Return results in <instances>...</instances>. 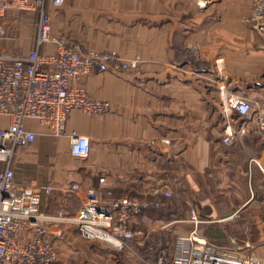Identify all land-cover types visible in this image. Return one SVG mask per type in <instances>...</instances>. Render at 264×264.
<instances>
[{"label": "crops", "instance_id": "1", "mask_svg": "<svg viewBox=\"0 0 264 264\" xmlns=\"http://www.w3.org/2000/svg\"><path fill=\"white\" fill-rule=\"evenodd\" d=\"M252 1L66 0L60 9L47 4L54 36L83 50L139 56L143 63L138 74L103 72L78 81L91 97L112 104L109 114L73 111L67 121L68 132L89 138L88 158L74 157L67 137H52L47 127L26 122L37 137L30 149L18 151L15 176L19 183L52 187L42 199L44 213H77L85 189L98 188L104 176L116 198L165 202L134 220L133 227L159 239L168 255L176 236L192 230L195 210L200 237L220 249L250 243L244 251L264 261V174L253 161H264V144L253 133L243 143L224 141L220 93L229 85L264 108V39L244 22ZM36 21V13L8 9L0 44L27 54L35 46ZM42 50L54 53L55 46ZM7 124L0 116V127ZM163 137L171 140L169 152L151 144ZM75 183L83 187L78 194L70 192ZM48 236L58 264H157L144 261L148 243L133 247L135 252H117L82 239L70 225L56 224L49 225Z\"/></svg>", "mask_w": 264, "mask_h": 264}, {"label": "built area", "instance_id": "2", "mask_svg": "<svg viewBox=\"0 0 264 264\" xmlns=\"http://www.w3.org/2000/svg\"><path fill=\"white\" fill-rule=\"evenodd\" d=\"M65 2L0 0V40L6 37L2 19L8 9L37 14L35 46L30 52L16 55L0 44V116L8 119V124L0 127V264H58L59 253L48 236L50 224L70 225L84 240L101 242L117 252L148 243V252L156 255L157 264H164L168 258L172 264H264L254 251H244L252 248L250 243H244L238 250L220 249L200 237L202 221L195 210L190 211L192 230L186 236H176L168 255L161 242L149 243L148 236L133 227L134 220L150 209L161 208L163 203L134 196L116 198L104 176L99 177L98 188L85 189L81 207L72 215L63 211L47 214L41 210L42 199L51 194L52 187L17 182L14 168L17 153L30 149L37 137L27 121L47 127L52 137H67L72 155L86 159L91 150L89 138L76 130L68 132L67 121L73 111L86 116L109 114L112 104L91 97L78 86V81L103 72L138 74L143 63L139 56L124 59L112 51L83 50L65 37L54 36L47 4L60 9ZM244 22L264 39V0L252 1L251 12ZM48 44L55 46L54 53L42 50ZM221 72L219 68L220 79ZM220 93L224 141L243 143L245 136L253 133L264 144V108L257 101L238 95L229 85H223ZM151 144L169 152L171 140L163 137ZM253 161L264 174V161ZM82 190L77 183L70 187L75 194ZM163 193L172 196L171 191ZM25 233H30L29 239L23 238Z\"/></svg>", "mask_w": 264, "mask_h": 264}, {"label": "rangeland", "instance_id": "3", "mask_svg": "<svg viewBox=\"0 0 264 264\" xmlns=\"http://www.w3.org/2000/svg\"><path fill=\"white\" fill-rule=\"evenodd\" d=\"M249 26V25H248ZM250 27V26H249ZM251 28V27H250ZM252 29V28H251ZM142 67V66H141ZM219 71V70H218ZM219 73V72H218ZM148 199H150V198H148ZM151 199H159V198H151ZM162 203H163V206L165 205V202L163 201V200H161V199H159ZM162 206V207H163ZM142 231V230H141ZM144 233V232H143ZM146 236H148L149 238V243H158V242H161L159 239H153V238H151L150 237V235H147L146 233H144ZM83 239V238H82ZM149 246V244L147 245V249L149 248L148 247ZM138 249H139V247H138ZM132 250L133 249H130V251L132 252ZM134 251V250H133ZM96 252V251H95ZM96 253H99V252H96ZM155 255V254H154ZM150 256V255H149ZM169 257V256H168Z\"/></svg>", "mask_w": 264, "mask_h": 264}, {"label": "trees", "instance_id": "4", "mask_svg": "<svg viewBox=\"0 0 264 264\" xmlns=\"http://www.w3.org/2000/svg\"><path fill=\"white\" fill-rule=\"evenodd\" d=\"M162 208V207H161ZM161 208H159V209H155V208H153L154 210H156V211H159ZM161 214V213H160ZM147 255H150V253L148 252V254ZM150 258L151 259H156V255H150ZM149 258V259H150Z\"/></svg>", "mask_w": 264, "mask_h": 264}]
</instances>
